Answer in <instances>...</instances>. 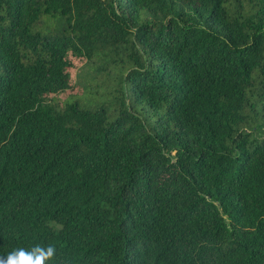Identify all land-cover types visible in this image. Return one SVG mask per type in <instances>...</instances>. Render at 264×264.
I'll use <instances>...</instances> for the list:
<instances>
[{
    "label": "trees",
    "instance_id": "1",
    "mask_svg": "<svg viewBox=\"0 0 264 264\" xmlns=\"http://www.w3.org/2000/svg\"><path fill=\"white\" fill-rule=\"evenodd\" d=\"M264 264V0H0V256Z\"/></svg>",
    "mask_w": 264,
    "mask_h": 264
},
{
    "label": "clouds",
    "instance_id": "2",
    "mask_svg": "<svg viewBox=\"0 0 264 264\" xmlns=\"http://www.w3.org/2000/svg\"><path fill=\"white\" fill-rule=\"evenodd\" d=\"M0 264H57V248L54 244L20 247L0 256Z\"/></svg>",
    "mask_w": 264,
    "mask_h": 264
}]
</instances>
